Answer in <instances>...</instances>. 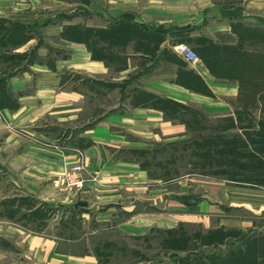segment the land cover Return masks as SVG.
Returning a JSON list of instances; mask_svg holds the SVG:
<instances>
[{
	"label": "crops",
	"instance_id": "obj_1",
	"mask_svg": "<svg viewBox=\"0 0 264 264\" xmlns=\"http://www.w3.org/2000/svg\"><path fill=\"white\" fill-rule=\"evenodd\" d=\"M115 1L107 12H95L107 20L112 16V23L62 17L33 27L17 19L27 11L23 0H0V19L22 32L20 43L0 49V191L9 183L20 193L13 216L5 219L33 223L30 229H9L19 234L34 264H100L112 253L96 234L118 222L119 212L130 213L128 199L149 198L151 187L166 183L155 181L141 156L150 146L182 138L183 124L167 117L166 104L231 114L241 91L243 55L253 56L250 49L240 51V43L250 39L244 31H264L261 4L252 13L239 7L231 14L214 0ZM75 31L77 38L70 36ZM102 32L109 42L102 43ZM182 45L198 61L177 54L175 47ZM1 116L22 132H7ZM75 150L84 152L87 171L100 180L69 204L52 181L76 161ZM42 206L57 213L37 221ZM81 212L91 215L89 227ZM137 218L116 227L128 237L145 238L161 221Z\"/></svg>",
	"mask_w": 264,
	"mask_h": 264
},
{
	"label": "rangeland",
	"instance_id": "obj_2",
	"mask_svg": "<svg viewBox=\"0 0 264 264\" xmlns=\"http://www.w3.org/2000/svg\"><path fill=\"white\" fill-rule=\"evenodd\" d=\"M214 1L217 7L231 14H236L239 7L245 13H252L254 6L261 4L260 13L264 16V0ZM23 4L27 5V11L17 19L33 27L59 21L62 17L70 18L71 22L105 25L114 22L115 18L108 16L107 20L95 12H107L111 6H117V1L32 0L30 3V0H23ZM122 19L126 22L129 18L123 16ZM76 33L70 32V36L77 38ZM21 34L13 22L0 19V49L20 43ZM263 34L250 33V39L245 38L246 43H240V51L250 49L255 58L249 52L245 55L250 64L249 68L240 67L241 91L233 102L231 114L213 115L196 106L185 108L166 104L167 117L183 124L182 138L175 143H166L164 147L161 144L150 146L152 150L141 154L142 162L147 164L157 179L155 181L166 183L151 187L149 198L141 199L135 194V198L128 199L132 201L130 213L126 216L119 212L118 222L109 224L103 233L96 234L95 240L110 244L108 249L112 251L105 256L107 259L104 256L100 258V264H233L236 261L238 263L234 264H264V163L259 161L264 162ZM85 37L92 39V32L86 31ZM100 38L102 43L109 42L108 32H102ZM116 43L122 42L117 40ZM178 47H175L176 52ZM113 48L119 50L121 46ZM1 118L7 132L17 135L22 132L3 116ZM171 130L177 133L178 129ZM75 151L82 156L67 168L82 160L81 176L85 181L82 188L70 190L61 186L60 181L56 183L67 168L52 181L58 193L71 199L69 204L79 200V194L87 184L100 180L97 174L87 171L84 152ZM19 194L9 183L5 190L0 191V264L35 263L19 234L9 229L14 225L30 229L33 223L22 224L19 220L9 224L5 219L8 218L7 213L13 216ZM24 203L30 206L29 202ZM29 206L23 208L28 209ZM38 208L42 210L40 217H36L37 221L57 213V210L43 206ZM58 211L62 213V210ZM71 214L77 213L71 211ZM150 216H159L161 221L151 225L152 229L145 238L128 237L116 227L122 219L137 222L141 220L137 217ZM80 217L89 227L91 215L81 212ZM6 240L11 246L6 245ZM125 244L127 249L123 248ZM241 251L246 253L245 256L240 254ZM220 256L231 259L224 261L226 263L212 262V258Z\"/></svg>",
	"mask_w": 264,
	"mask_h": 264
},
{
	"label": "built area",
	"instance_id": "obj_3",
	"mask_svg": "<svg viewBox=\"0 0 264 264\" xmlns=\"http://www.w3.org/2000/svg\"><path fill=\"white\" fill-rule=\"evenodd\" d=\"M177 53L186 61V62H196L198 61V57L196 54L188 47L186 46H179L177 48ZM77 157H81L82 154L79 151H76ZM83 169V162L79 159L77 163L70 166L65 170V172L62 174L61 178L56 181V183H59L61 186L68 187L70 190H79L82 188L84 184V179L81 176V171Z\"/></svg>",
	"mask_w": 264,
	"mask_h": 264
},
{
	"label": "trees",
	"instance_id": "obj_4",
	"mask_svg": "<svg viewBox=\"0 0 264 264\" xmlns=\"http://www.w3.org/2000/svg\"><path fill=\"white\" fill-rule=\"evenodd\" d=\"M245 31H247V29L245 30ZM264 32V31H263ZM246 36H247V38L248 37H250V31H248V33L247 34H245ZM264 35V34H263ZM20 36H22V35H20ZM245 55H248V53H246V54H244L243 56H245ZM245 59H246V61L244 60V58H242V65H244L246 68H249V64H250V62H249V60L246 58V56H245ZM263 70H264V65H263V68H262ZM3 85H1V87H2ZM259 161H260V164L261 163H264L263 161H261L260 159H259ZM220 230H223V229H220ZM238 252V251H237ZM240 254L241 255H243V256H245V254L241 251L240 252ZM230 257H228V256H220V257H217V258H212V262H220V263H223L224 261H226L227 259H229ZM231 259V258H230ZM235 261V260H234ZM224 263H226V262H224ZM234 263H238L237 261L236 262H233V264Z\"/></svg>",
	"mask_w": 264,
	"mask_h": 264
}]
</instances>
